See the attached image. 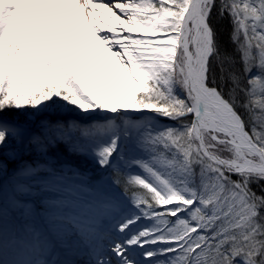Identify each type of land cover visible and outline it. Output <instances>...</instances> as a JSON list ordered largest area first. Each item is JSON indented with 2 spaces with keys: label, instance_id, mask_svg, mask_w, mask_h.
Returning a JSON list of instances; mask_svg holds the SVG:
<instances>
[{
  "label": "snow or ice",
  "instance_id": "obj_1",
  "mask_svg": "<svg viewBox=\"0 0 264 264\" xmlns=\"http://www.w3.org/2000/svg\"><path fill=\"white\" fill-rule=\"evenodd\" d=\"M0 264H264V0H0Z\"/></svg>",
  "mask_w": 264,
  "mask_h": 264
},
{
  "label": "trees",
  "instance_id": "obj_2",
  "mask_svg": "<svg viewBox=\"0 0 264 264\" xmlns=\"http://www.w3.org/2000/svg\"><path fill=\"white\" fill-rule=\"evenodd\" d=\"M213 27L217 31V39L221 45V51L227 50L231 52L233 45L229 41V33L231 32V24L227 20L220 21L217 23L213 20Z\"/></svg>",
  "mask_w": 264,
  "mask_h": 264
},
{
  "label": "rangeland",
  "instance_id": "obj_3",
  "mask_svg": "<svg viewBox=\"0 0 264 264\" xmlns=\"http://www.w3.org/2000/svg\"><path fill=\"white\" fill-rule=\"evenodd\" d=\"M51 119H56L57 117L56 116H52V117H50ZM61 118H63V119H68L69 117L68 116H65V117H61ZM86 170V169H85Z\"/></svg>",
  "mask_w": 264,
  "mask_h": 264
}]
</instances>
